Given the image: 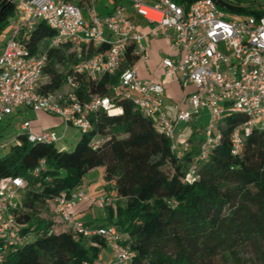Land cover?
Listing matches in <instances>:
<instances>
[{
	"label": "built area",
	"instance_id": "obj_1",
	"mask_svg": "<svg viewBox=\"0 0 264 264\" xmlns=\"http://www.w3.org/2000/svg\"><path fill=\"white\" fill-rule=\"evenodd\" d=\"M113 1L117 4L112 12L102 15L94 0H12L17 14L0 45V123L16 109L23 108L58 116L67 127L86 133L92 129L91 115L100 112L119 115L122 108L98 94L82 102L77 94L78 77L99 82L106 76H118L112 88L114 97L131 102L150 119L156 131L170 141L171 151L179 159L192 147L187 137L180 139L182 125L198 122L201 113L207 112L205 140L187 181L196 179L198 164L220 145L219 127L227 118L246 119L232 133L234 156L242 154L244 135L253 131L264 133V12L258 16L240 14L236 12L238 4L227 0H184L182 4L174 0ZM138 18L149 25L147 33L140 30ZM39 23L55 32L51 47L71 45L80 58L88 53L89 47L98 50L80 61L74 74L68 75L66 86L55 93L42 92L49 83L45 77L47 55L32 54L24 42ZM160 36L171 40L180 58L176 63L163 60V81L141 79L138 65L149 59L146 40ZM130 51L138 61L126 68ZM173 82L184 90L193 89L187 109L179 104L174 107L175 117L170 116L164 96L166 83ZM21 130L30 143L57 146L62 141L52 130L34 135L29 121L22 123ZM103 142L94 140L92 146L98 147ZM21 144L19 136L14 139L13 145ZM6 148L7 145L0 144V149ZM45 169L43 160L33 173L38 176ZM110 185L111 189L98 198L90 197L83 188L65 192L48 202L49 211L74 233L103 239L109 256L106 261L98 257L96 264H129L135 253L116 226L87 228L74 214L77 206L87 201L92 208L114 207L119 197L114 190L115 182ZM25 188L21 177L0 181V264H4L10 250L24 246L32 238L31 233L22 236L16 223Z\"/></svg>",
	"mask_w": 264,
	"mask_h": 264
},
{
	"label": "trees",
	"instance_id": "obj_2",
	"mask_svg": "<svg viewBox=\"0 0 264 264\" xmlns=\"http://www.w3.org/2000/svg\"><path fill=\"white\" fill-rule=\"evenodd\" d=\"M229 3H237L240 14L258 16L264 12L255 0ZM16 14L12 0H0V36H5ZM54 36L45 23H39L24 39L32 54L47 55L45 93L61 91L79 62L98 51L89 47L80 58L71 45L51 47ZM131 52L126 68L138 61ZM57 65L67 73H59ZM78 81L82 102L98 94L110 98L122 113L91 115L92 129L80 133L73 150L30 143L20 135L21 146L12 145L0 159V181L25 180L16 223L22 236L32 234L28 243L6 254L4 264L97 263L98 248H106L103 239L74 233L50 214L48 204L65 192L82 189L88 173L97 168H103L106 192L115 182L119 200L106 208L101 223L86 227L116 226L135 253L129 264H264V133L244 135L242 154L234 156L232 133L246 119L227 118L219 127L220 145L198 164L196 179L187 181L205 140V129L198 122L191 123V151L179 159L150 119L131 102L114 97L112 88L118 76H106L99 82L79 76ZM99 139L104 142L93 147L92 142ZM43 160L46 169L35 176L33 172ZM40 207L48 210V215L43 216Z\"/></svg>",
	"mask_w": 264,
	"mask_h": 264
},
{
	"label": "crops",
	"instance_id": "obj_3",
	"mask_svg": "<svg viewBox=\"0 0 264 264\" xmlns=\"http://www.w3.org/2000/svg\"><path fill=\"white\" fill-rule=\"evenodd\" d=\"M98 12L102 15H107L112 12V8L109 6H103L102 4L98 8ZM136 23L139 26L140 30L143 33H147L149 31V25L143 21L142 19H136ZM146 44L148 46V55L149 59L145 63H139L138 65V76L141 79H150L157 82L163 81L164 78V66H163V60L165 58L171 59L174 63H176L180 56L173 50L171 46V40L166 36H160L158 38H148L146 40ZM1 45V43H0ZM46 79L48 77L45 75ZM193 92V89H187L184 90L180 86L179 83H166L165 85V101L167 109L169 110V114L171 117L176 116V110L175 106L177 104L180 105L182 109L188 108V96L190 93ZM27 109L18 108L15 110L14 114L17 113H24L27 112ZM31 111V110H30ZM35 113V112H34ZM14 114L7 118L6 120L11 119ZM36 119L35 120H24V122L29 121L30 122V128L34 135H41L45 131H58L57 132L61 137L62 141L57 145L59 148L64 150H73L77 142L80 140L81 134L79 130L73 127H67L65 122L62 118L58 116L49 115L46 113H36ZM55 117L54 119H51L50 117ZM52 117V118H53ZM23 122V123H24ZM22 125V124H21ZM189 126V125H188ZM75 129L76 131L73 132L74 139L71 141L72 149H70L69 144L67 143V139L69 137V132L71 130ZM20 131V135L23 134V131L21 130V126L18 128ZM22 133V134H21ZM192 136V129L184 127L182 130H180V139H183L184 137H191ZM68 144V145H67ZM102 171V173H100ZM89 175H96L99 174L98 180L95 182H87L86 178L84 180L83 189L88 191L90 197L92 198H98L105 194V182L103 177V168H97L88 173ZM87 177V176H86ZM102 184V186H101ZM75 217L79 221L91 225L92 227H95L99 223H101V220L105 219L107 216V210L106 209H99V208H92L90 203L83 202L80 203L77 208L75 209ZM100 250L99 257H102L104 261L108 259L109 251L106 248H98Z\"/></svg>",
	"mask_w": 264,
	"mask_h": 264
},
{
	"label": "rangeland",
	"instance_id": "obj_4",
	"mask_svg": "<svg viewBox=\"0 0 264 264\" xmlns=\"http://www.w3.org/2000/svg\"><path fill=\"white\" fill-rule=\"evenodd\" d=\"M174 1L178 2L179 4H182L178 0H174ZM227 1L235 2V0H227ZM255 1L259 4H261L262 7L264 8V0H255ZM94 3H95L97 8H99L101 4L105 7L109 6L111 8H113L117 4V2H115L113 0H108V1L94 0ZM6 32H7V30H6ZM3 38H4V35H1L0 36V43H2ZM70 51L72 52L73 49H71ZM56 69L61 74H66L68 71L65 67H63L61 65H57ZM46 81L48 82V80H46ZM36 115H38V114H36L30 110H28L27 112H24V113H22V112L17 113L16 112L11 119L5 120L4 122L0 123V144L7 145L6 149H0V159L3 158L4 156H6L10 152L14 139H16L20 134V131L18 130V128L21 126V124L24 122V120H32V119L35 120ZM228 116H230V115H228ZM52 117H50V118L51 119L55 118V117H53V118ZM208 120H209V117H208L207 112L201 113L200 120L198 121V126L203 128V129H206L208 126ZM182 127H185V125H182ZM189 127H190V129L194 128V126L192 124L187 126V128H189ZM74 131H76V130L73 129L69 132V137L67 139V143L69 144L70 149H72V147H73V146H71L72 145L71 141L74 139V135H73ZM56 132H59V130ZM167 171L170 172L171 170L167 169ZM100 173H102V171ZM98 177H99V174L92 175V176L88 174L86 177V180L89 183L91 181L95 182L98 180ZM101 186H102V184H101ZM48 212L49 211L46 210L44 207L41 208V213L43 216L48 215Z\"/></svg>",
	"mask_w": 264,
	"mask_h": 264
},
{
	"label": "bare ground",
	"instance_id": "obj_5",
	"mask_svg": "<svg viewBox=\"0 0 264 264\" xmlns=\"http://www.w3.org/2000/svg\"><path fill=\"white\" fill-rule=\"evenodd\" d=\"M112 115H116V113H112Z\"/></svg>",
	"mask_w": 264,
	"mask_h": 264
}]
</instances>
